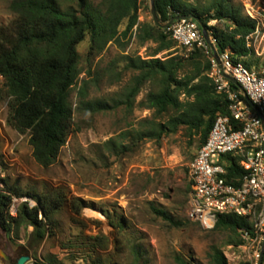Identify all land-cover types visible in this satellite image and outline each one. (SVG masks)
<instances>
[{
	"label": "trees",
	"instance_id": "trees-1",
	"mask_svg": "<svg viewBox=\"0 0 264 264\" xmlns=\"http://www.w3.org/2000/svg\"><path fill=\"white\" fill-rule=\"evenodd\" d=\"M70 1V0H68ZM74 6L62 7L60 0H11L10 10L15 16L0 27V100L9 106L7 125L20 135L29 136V144L36 163L43 169L51 168L58 160L72 133L75 110L70 101L73 88L80 76L78 47L89 36L90 56H99L110 43L127 38L134 31L140 42L157 45L149 59L130 58L127 69L136 72L122 98L109 102L89 99V81L85 79L78 90L77 111L87 114L112 112L125 106L133 109L142 88L151 83L158 89L150 91L140 106L153 112L139 129L124 137L133 145L117 144L109 140L105 146L113 152L126 153L140 141L162 142L167 136L177 134L181 128L199 137V149L206 143L218 116H230L229 101L216 91L209 72L212 63L203 48L196 47L183 56L159 58V54L174 49V41L167 29L155 23H140V0H75ZM162 24L176 16H196L201 24L218 39L219 51H229L235 63L244 64L249 70L261 65L260 58L247 46V36L256 29V21L244 14L242 6H234L229 0H213L198 8L182 0H155ZM212 21L220 26H212ZM126 22L123 32L120 27ZM179 46V45H178ZM186 50V49H185ZM264 76V73H259ZM236 90L239 88L233 84ZM1 148V141H0ZM195 158V157H194ZM227 180L234 182L246 173L241 157L230 154ZM6 190L0 194V227L17 238L23 227H33L31 242L22 255H28L33 264H56L54 257L39 259L30 255L47 236H55L59 227L58 215L65 209L72 214V221L81 217L86 203L71 198L64 187L33 189L20 194L7 181ZM191 190L193 184L190 181ZM15 197H27L36 202H21L17 216L10 215ZM156 215L177 225L166 211L153 208ZM114 226L113 222H111ZM123 228V225L120 224ZM241 230H254L252 219L234 214L217 217L213 232L230 233V245L245 244ZM93 240L92 237H89ZM96 240V239H94ZM213 264H229L217 247H212ZM177 264H192L182 255L175 257ZM90 264H102L94 259ZM264 264V259H263Z\"/></svg>",
	"mask_w": 264,
	"mask_h": 264
},
{
	"label": "rangeland",
	"instance_id": "rangeland-1",
	"mask_svg": "<svg viewBox=\"0 0 264 264\" xmlns=\"http://www.w3.org/2000/svg\"><path fill=\"white\" fill-rule=\"evenodd\" d=\"M92 1L94 5L100 2ZM211 1L182 0L198 8ZM229 1L243 9L245 3H252L255 11L264 16V0ZM60 2L63 8L70 5L77 8L75 0ZM10 3L11 0H0V27L15 17ZM139 22H154L150 0H140ZM211 23L216 27L221 24ZM125 27L126 22L120 32ZM90 46L88 36L78 47L80 76L70 97L75 110L72 133L51 168L43 169L36 163L28 135H20L7 125L8 101L0 100V165L7 183L20 194L33 189L64 187L71 198L77 197L86 203L77 222L72 221L69 209L62 211L57 217L59 227L55 236H47L30 250V255L39 259L54 257L56 264H90L94 259L102 264H177L178 255L187 257L192 264H213L212 247H217L229 264H248V256L229 244L233 235L206 230L189 216L192 190L188 165L199 150L197 135L181 128L160 143L140 141L126 153L113 152L105 146L109 140L133 145L124 134L152 119L153 112L141 108L140 103L157 87L146 84L133 109L122 106L95 115L77 111L78 90L85 79L90 85L89 99L111 103L119 100L137 75L127 69L128 60L149 59L157 45L142 44L134 31L127 38L120 36L119 42H110L99 56L89 55ZM187 54L177 45L157 57H186ZM257 57L261 65L252 71L264 73V55ZM15 198L20 202L26 199ZM154 207L166 211L177 225L156 215ZM33 231V227H23L17 238L0 227V264H7L8 257L10 264H14L23 249H28ZM28 264H33V260Z\"/></svg>",
	"mask_w": 264,
	"mask_h": 264
},
{
	"label": "built area",
	"instance_id": "built-area-1",
	"mask_svg": "<svg viewBox=\"0 0 264 264\" xmlns=\"http://www.w3.org/2000/svg\"><path fill=\"white\" fill-rule=\"evenodd\" d=\"M244 14L256 21V29L247 36V46L257 56L264 55V16L255 11L252 3H245ZM212 25V23H210ZM171 38L188 53L203 48L210 57L212 79L216 91L226 95L230 116H218L206 143L188 165L192 182L189 216L204 229L211 230L219 215L234 214L252 219L253 232L241 230L245 244L236 247L248 256V264H259L264 247V76L235 63L229 51L220 52L218 39L212 31L206 41L201 25L193 19L175 21L168 29ZM222 63L220 68L215 55ZM231 77L239 84L233 87ZM260 113L245 99V94ZM241 157L246 173L234 182L227 180L228 162L225 156ZM6 190L5 175L0 165V194ZM30 206H36V202ZM20 200L14 198L10 215L17 216ZM101 219H105L101 215Z\"/></svg>",
	"mask_w": 264,
	"mask_h": 264
},
{
	"label": "water",
	"instance_id": "water-1",
	"mask_svg": "<svg viewBox=\"0 0 264 264\" xmlns=\"http://www.w3.org/2000/svg\"><path fill=\"white\" fill-rule=\"evenodd\" d=\"M151 1V12H152V16H153V20H154V23L155 25H157L158 27L162 28V29H168L175 21H179V20H189V19H193V20H196L202 27V30H203V34L205 36V39L206 41L210 44V39H209V36H208V33H207V30L206 28L201 24L200 22V19L196 16H176L174 17L169 23L167 24H162L160 19H159V16H158V13H157V10H156V5H155V0H150ZM216 57V60L220 66V68H222V63L220 61V57L218 54L215 55ZM236 86L239 87V84L236 82V80H234L233 78L231 77H228ZM245 94V99L248 101V103L254 107L259 113V109L257 108L256 105H254V103L249 99V97L246 95V93L244 92ZM262 119L264 120V117L261 115ZM263 259H264V247H263V250H262V259L260 261L259 264H263ZM31 261V257L28 256V255H23L21 256L14 264H28L29 262Z\"/></svg>",
	"mask_w": 264,
	"mask_h": 264
},
{
	"label": "flooded vegetation",
	"instance_id": "flooded-vegetation-1",
	"mask_svg": "<svg viewBox=\"0 0 264 264\" xmlns=\"http://www.w3.org/2000/svg\"><path fill=\"white\" fill-rule=\"evenodd\" d=\"M10 257H8L7 259H5V261L7 262V264H10Z\"/></svg>",
	"mask_w": 264,
	"mask_h": 264
}]
</instances>
